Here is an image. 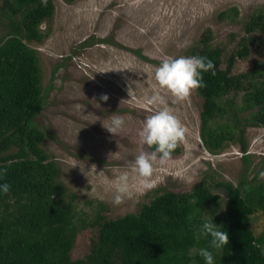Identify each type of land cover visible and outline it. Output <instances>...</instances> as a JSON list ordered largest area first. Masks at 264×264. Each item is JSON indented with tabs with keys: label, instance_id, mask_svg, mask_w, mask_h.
Returning <instances> with one entry per match:
<instances>
[{
	"label": "rangeland",
	"instance_id": "1",
	"mask_svg": "<svg viewBox=\"0 0 264 264\" xmlns=\"http://www.w3.org/2000/svg\"><path fill=\"white\" fill-rule=\"evenodd\" d=\"M2 2L0 38L10 30V18L1 12ZM53 2L52 18L39 25L41 40L29 43L37 51L45 96L34 121L44 133L42 147L60 167L61 180L78 195L79 231L71 249L73 259L85 257L90 240L96 236L97 229L90 223L80 225V218L90 221L99 202L106 207L104 214L115 218L138 211L154 192L190 191L205 181L208 190L219 198L204 215L220 217L226 213L228 200L215 182L229 180L242 189L264 185V177L259 176L264 171V127H246L250 163L245 171L239 140L230 141L217 153L204 146L199 133L202 99L195 89L183 99L159 89L186 129L177 143L180 151L171 153L165 164L154 166V188L135 192L119 205L112 203L110 188L120 171H130L128 162L135 155L152 151L139 143L136 133L143 119L158 107L147 103L146 98L159 88L154 70L160 60L191 56L185 53L187 48L210 28V42L223 49L221 67L226 68L228 57L246 35L244 24L254 12L264 13V0ZM233 7L237 8L236 15L219 16ZM251 34L255 40L249 44L247 56L234 59V73L258 68L264 62V33L258 30ZM102 93L108 95L107 101L100 99ZM115 111L125 116L126 127L113 136L102 121L108 122ZM248 113L243 111L241 115L246 117ZM77 163L85 174L79 165L71 167ZM133 183L138 179L134 178ZM250 226L255 234L264 230V209L250 216Z\"/></svg>",
	"mask_w": 264,
	"mask_h": 264
},
{
	"label": "trees",
	"instance_id": "2",
	"mask_svg": "<svg viewBox=\"0 0 264 264\" xmlns=\"http://www.w3.org/2000/svg\"><path fill=\"white\" fill-rule=\"evenodd\" d=\"M54 9L53 0H3L1 5L10 30L0 38V183L11 187L0 195V264H204L197 250L207 241L197 240L191 225L219 198L205 181L190 191L154 192L138 211L115 218L104 214L106 207L99 202L90 221L80 216V225L97 229L87 254L71 257L79 231L78 195L61 180L60 167L42 147L44 133L34 121L45 96L37 51L29 43L41 40L39 25L52 18ZM230 13L236 15L237 8L219 16ZM244 30L226 68L221 67L223 49L210 42V28L185 53L206 56L215 64V74L203 73L205 86L195 89L202 99L199 133L204 146L217 153L239 140L248 171L246 127H264V62L239 73L232 65L237 56L248 55L255 40L251 33H264V13L254 12ZM179 151L177 144L171 153ZM215 185L228 203L214 222L229 233L228 245L215 252L216 264H264V230L255 234L250 226V216L264 209V185L242 189L229 180Z\"/></svg>",
	"mask_w": 264,
	"mask_h": 264
},
{
	"label": "clouds",
	"instance_id": "3",
	"mask_svg": "<svg viewBox=\"0 0 264 264\" xmlns=\"http://www.w3.org/2000/svg\"><path fill=\"white\" fill-rule=\"evenodd\" d=\"M210 70L212 74H215L214 61L202 55L165 57L160 60L154 70V79L159 88L154 89L146 98L147 103L158 105V107L143 119L136 133L139 143L151 147L152 151H140L133 160L128 162L130 171H120L110 182L113 204H121L125 199L132 198L135 192L154 188L155 184L151 180L154 166L157 163L165 164L171 151L185 135L186 129L168 107L159 89L166 90L177 99L186 98L193 89L205 86L203 73ZM100 99L107 101L108 95L102 93ZM102 126L113 136L119 135L126 127L125 116L116 111L112 112L108 122L102 121ZM76 165H79L80 170L84 172L79 163L71 167ZM3 174L4 170L0 169V180L3 179ZM259 176L264 177V171H261ZM134 178L138 179V183H133ZM10 187L7 182L0 183V195L9 192ZM214 215L210 218L205 216L198 223L191 225L196 239L204 238L207 241L205 246L197 250L204 264H216L215 252L223 250L229 243L228 231L221 224L214 222ZM191 219L189 217V220Z\"/></svg>",
	"mask_w": 264,
	"mask_h": 264
}]
</instances>
